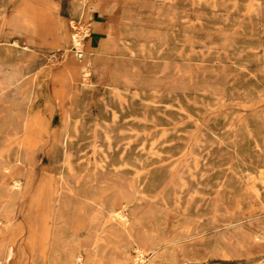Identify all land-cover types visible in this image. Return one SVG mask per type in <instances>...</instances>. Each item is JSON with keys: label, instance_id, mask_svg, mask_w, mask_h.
Here are the masks:
<instances>
[{"label": "rangeland", "instance_id": "obj_1", "mask_svg": "<svg viewBox=\"0 0 264 264\" xmlns=\"http://www.w3.org/2000/svg\"><path fill=\"white\" fill-rule=\"evenodd\" d=\"M0 209V264H264V0H0Z\"/></svg>", "mask_w": 264, "mask_h": 264}, {"label": "bare ground", "instance_id": "obj_2", "mask_svg": "<svg viewBox=\"0 0 264 264\" xmlns=\"http://www.w3.org/2000/svg\"><path fill=\"white\" fill-rule=\"evenodd\" d=\"M77 5L80 7V10H83V11H85V7H84V5H83V2L82 3H80V2H77ZM83 38V35H80L77 31H74V33L70 36V40H71V42H72V44L74 45V48L75 49H79L78 51H80L79 52V59L80 58H82L84 55H83V50L79 47V45H81V43H80V41H79V39H82ZM14 43H16V42H14ZM17 44V43H16ZM82 72H83V77L85 78L86 76H87V74H88V69H87V67H86V65L82 68ZM19 148V147H18ZM17 158V157H16ZM21 180V179H20ZM20 180L17 178V177H14L13 178V180H12V183H13V186H17L18 185V183L20 182ZM11 186V185H10ZM20 186V185H19ZM18 186V187H19ZM1 210V209H0ZM3 211H5V210H3ZM12 211V210H11ZM11 214V213H10ZM122 213H117V216H119L120 217V219L122 218V215H121ZM2 215V214H1ZM5 215V214H4ZM122 220V219H121ZM124 220V219H123ZM53 225V224H52ZM51 236V235H50ZM218 250V249H217ZM141 251V250H140ZM219 251V250H218ZM224 251V250H223ZM222 251V252H223ZM220 252H221V250H220ZM74 260H75V257H74ZM76 260H77V258H76ZM137 260V259H136ZM80 261V260H79ZM79 263V262H78ZM2 264H4V263H2ZM134 264V263H133Z\"/></svg>", "mask_w": 264, "mask_h": 264}]
</instances>
